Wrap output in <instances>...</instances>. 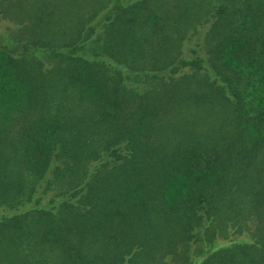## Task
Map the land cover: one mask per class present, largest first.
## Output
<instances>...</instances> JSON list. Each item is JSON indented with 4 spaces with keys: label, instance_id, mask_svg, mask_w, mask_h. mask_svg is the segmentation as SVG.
<instances>
[{
    "label": "trees",
    "instance_id": "obj_1",
    "mask_svg": "<svg viewBox=\"0 0 264 264\" xmlns=\"http://www.w3.org/2000/svg\"><path fill=\"white\" fill-rule=\"evenodd\" d=\"M64 1L0 35V264H264V0Z\"/></svg>",
    "mask_w": 264,
    "mask_h": 264
},
{
    "label": "rangeland",
    "instance_id": "obj_2",
    "mask_svg": "<svg viewBox=\"0 0 264 264\" xmlns=\"http://www.w3.org/2000/svg\"><path fill=\"white\" fill-rule=\"evenodd\" d=\"M8 1L9 0H0V35L4 36L6 41L16 42L19 38L21 40H25V39H29L34 33L37 34L35 31L30 33V30H32V28H28L29 25L28 15L30 10L35 11L41 6L40 0H12L10 6H7V3H9ZM62 5H65V9L69 5L72 7L71 12L74 19L75 16L73 12H86L88 9L86 0H82V1L65 0L64 2H62ZM20 19H24V21L21 22ZM55 19L57 21L55 28L58 29L59 31L60 28L63 27L62 25H64V27H67V25L73 21L72 18H68L66 21L63 22L60 17V12L55 13ZM44 23L46 24L47 27L48 21H45ZM36 28L40 29L44 27L40 26ZM30 58L32 65L36 68L43 67V69L44 68L50 69L53 67V65H56L58 63L60 64V60L58 61L56 57L43 51L38 52L36 56L30 54ZM55 75L59 77L60 72L56 73ZM57 99L63 100L67 108H69L68 105L72 102L71 96L65 93H63L62 96H60L59 93ZM51 110L56 111L54 108H52ZM61 111L63 112V110ZM172 113H173L172 116L179 115L184 117L187 116L190 117L191 124L189 125L187 124L186 128L189 130L188 132L193 133V135L196 136L211 134L217 138L224 133L223 130H226L225 129L226 127L220 123L219 114L222 112L219 110V107L217 106L208 107L202 110L201 107H199L193 112L184 110V114L183 113L179 114L178 111L176 110H174ZM246 221L248 228L251 229L250 231L257 232L260 230L259 226L256 225L255 217L251 219H247ZM215 228H217V232L221 234H225L228 232L225 230L227 228L226 226H221L217 223H214L213 225V229ZM248 231L249 230L241 232L240 235H248L247 234ZM230 234H233L232 235L233 237L236 236L235 232H231ZM220 240H229V239L219 238L217 240V243ZM198 246L207 247L206 245L195 246L193 243H191L190 246L189 244H187L185 245V247H189V248L186 249V254H184V246H178L179 248L176 249L177 252H173L169 255L167 254L165 255V257H162V259L161 258L158 259V264H186L191 259V257L194 256V253H197L195 247ZM185 255L188 256L189 258L185 259ZM198 255H201L200 252L198 253Z\"/></svg>",
    "mask_w": 264,
    "mask_h": 264
}]
</instances>
